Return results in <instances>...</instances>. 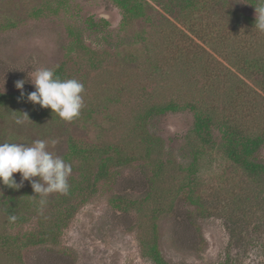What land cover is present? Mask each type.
Segmentation results:
<instances>
[{
  "label": "rangeland",
  "instance_id": "rangeland-1",
  "mask_svg": "<svg viewBox=\"0 0 264 264\" xmlns=\"http://www.w3.org/2000/svg\"><path fill=\"white\" fill-rule=\"evenodd\" d=\"M144 1L145 15L125 20L114 0H0V91L19 90L20 79L34 91L37 69L63 68L64 78L84 84L86 105L71 122L51 109L0 111V142L45 140L64 160L71 140L115 144L125 156L100 179L101 157L113 151L65 160L72 165L70 190L49 194L44 204L30 182L16 189L0 181V236L12 243L7 249L0 242V264H154L143 242L155 240L168 264L264 261V182L248 177L222 145L224 123L264 132V69H249L264 63V32L232 28L211 12L229 8L253 21L256 7L246 0ZM170 100H190L194 108L181 105L138 128L146 104ZM198 112L211 119L208 134L196 130ZM146 135L155 141L150 150ZM258 155L264 159V145ZM13 175L19 183L21 174ZM61 210L64 224L53 240L26 245ZM188 211L198 231L177 219ZM194 233L205 239L202 249Z\"/></svg>",
  "mask_w": 264,
  "mask_h": 264
},
{
  "label": "trees",
  "instance_id": "trees-1",
  "mask_svg": "<svg viewBox=\"0 0 264 264\" xmlns=\"http://www.w3.org/2000/svg\"><path fill=\"white\" fill-rule=\"evenodd\" d=\"M124 11V19H130L133 17H140L145 15V10L147 8V2L144 0H114ZM189 5H194L193 0H185ZM249 4L253 5L254 7H258L261 5V1L259 0H246ZM206 3V2H205ZM149 5V4H148ZM168 11H170V8H167ZM213 14H215L218 17L223 18L224 22L228 25H230L232 28L233 26L235 29H240L244 31H247V29L254 28L256 30V34L259 32L254 26H255V20H245L242 16H238V14L235 11H232L229 8H222L219 9L217 7H213L212 11ZM241 17V18H240ZM240 20V21H239ZM245 21L247 23H250V25L245 24ZM244 22V23H243ZM243 23V24H242ZM245 24V25H244ZM242 32V31H241ZM259 40V38H258ZM257 41V40H256ZM258 42V41H257ZM253 42L249 44L248 42H242L241 46L246 48V46H253ZM248 47V48H249ZM180 58V56L178 57ZM180 60V59H179ZM235 68L239 69L240 71H246L245 67L239 66L236 67V64L234 62H231ZM263 66H262V65ZM256 63L255 65L249 64V69L253 68H263L264 69V63ZM197 68L198 66H193ZM200 69V68H198ZM228 69V67H226ZM12 75H16V77L19 76V74H16L14 71H12ZM204 74H208L207 68H204ZM242 73V72H241ZM56 74L60 76L61 78H64V70L63 68L56 69ZM23 77V76H21ZM18 77L17 79L21 78ZM25 93L31 92L27 89H24ZM230 91H233L235 93V89H230ZM229 94V91H228ZM228 98H232L231 95H228ZM21 91L20 90H13L11 92H4L0 91V111L6 110L7 112H12L13 110H16L17 108H26L30 113L33 115H40L42 112H45L46 110H50V108H43L39 104H33L31 102H27L26 96L23 99H18L20 97ZM187 108H194V105L190 102V100H184V101H178V100H170L164 103H157L152 102L150 104H146L142 110L138 112V128L145 129V124L148 118L159 114L164 113L167 111H176L180 107ZM196 116V130L199 134L207 133L209 131V124L211 122L210 117L203 115L201 112H198ZM223 150L226 155L234 164H236L239 168L242 169V171L250 177L252 180H257L259 182H264V159H261L258 155V152L260 148L264 145V132H248L244 131L241 128H238L236 126H232L229 123L223 124ZM144 140L147 142V148L150 150L152 149L154 144V139L150 138L148 135L143 136ZM101 149H106L105 151H113L111 155H107L104 157H101L97 172L95 173L97 177L100 179L104 176V174L109 170V166L111 164H121L124 163L125 156L121 153V148L118 147L115 144H111L106 147H84L80 145L77 141L71 140L69 144V151L66 153V161H71L73 159H77L78 157H82L85 161L88 160L91 157L93 160L96 159V155H99V152L102 151ZM100 150V151H99ZM96 151H99L96 153ZM125 151V149H124ZM123 153L125 154L126 152ZM104 152V151H103ZM105 153V152H104ZM161 168H158V171H160ZM156 171V172H158ZM154 173L155 177L160 175L159 173ZM6 185L3 184V187ZM144 186H147L149 191H152L153 189V183L150 177L145 178ZM264 189L262 188V192ZM117 198L124 200L123 197L118 196ZM123 198V199H122ZM11 202H12V209L13 205L16 204L17 200H15V197L11 196ZM183 199L188 203H194V199L191 193H183ZM16 201V202H15ZM120 202H117L118 207L120 208V205L123 204ZM125 204V203H124ZM60 210V209H59ZM62 210L59 211L57 214H52L50 217V220L48 222L45 221V224L43 226V229L41 230L39 236H33L27 238L26 245L31 244H40L44 243L48 240H53L55 237V232L64 224V217L62 214ZM187 214L178 213L177 219L187 225V227L191 230L198 231V227L196 222L193 220L192 215L190 212H186ZM192 213V212H191ZM8 214L10 216L14 215V212L12 213L10 210H8ZM13 214V215H12ZM43 224V223H42ZM154 231L156 234L157 239V228L154 226ZM5 233H3L1 237V246L6 247L7 249L12 246L11 238L8 236H4ZM195 242H196V248L202 249L203 245L205 244V239L199 235L198 233H194L193 236ZM29 243V244H28ZM145 243V244H144ZM145 251L147 254H149L154 261V264H168L166 258L163 256L162 251L160 250V247L156 240L154 243H147L143 242ZM9 252V251H8ZM259 264H264V261L259 262Z\"/></svg>",
  "mask_w": 264,
  "mask_h": 264
},
{
  "label": "clouds",
  "instance_id": "clouds-1",
  "mask_svg": "<svg viewBox=\"0 0 264 264\" xmlns=\"http://www.w3.org/2000/svg\"><path fill=\"white\" fill-rule=\"evenodd\" d=\"M254 27L264 32V0H261L260 6H256ZM30 78L35 90L28 93L24 91L27 79L15 82V87L21 91L18 99L26 96L27 102L50 108L67 122L78 118L86 107L83 95L85 86L79 79L61 78L56 74V69L50 67L37 69ZM24 114L29 117L26 112ZM15 122L22 124L23 120L17 118ZM14 173L21 174L19 183L14 178ZM71 174V163L48 151L45 140H34L30 144L0 142V181L16 189L23 187L25 181L30 182L34 192L41 197V204L46 202L45 198L51 193L67 194ZM34 177L39 179H33ZM15 219V216L10 217V220Z\"/></svg>",
  "mask_w": 264,
  "mask_h": 264
}]
</instances>
